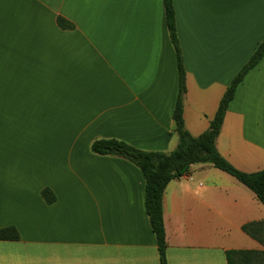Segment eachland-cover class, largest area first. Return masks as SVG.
<instances>
[{"label": "crops", "instance_id": "crops-1", "mask_svg": "<svg viewBox=\"0 0 264 264\" xmlns=\"http://www.w3.org/2000/svg\"><path fill=\"white\" fill-rule=\"evenodd\" d=\"M173 6L183 120L196 138L264 41V0ZM178 89L163 0H0V231L19 234L0 240V264H161L143 172L91 145L172 152ZM216 147L240 171L264 169V56L238 86ZM163 215L169 264L264 251L242 229L264 221V205L211 165L168 184Z\"/></svg>", "mask_w": 264, "mask_h": 264}, {"label": "trees", "instance_id": "trees-1", "mask_svg": "<svg viewBox=\"0 0 264 264\" xmlns=\"http://www.w3.org/2000/svg\"><path fill=\"white\" fill-rule=\"evenodd\" d=\"M166 22L172 44L177 52L179 89L173 112L174 132L178 137L177 147L170 153L144 151L117 139H97L91 145V151L102 156H116L127 159L135 164L144 174L146 181L145 208L151 228L155 234L161 264H169L167 259V242L163 215V196L168 184L187 174L193 165H211L233 176L249 188L264 205V169L254 173H246L235 168L217 150L216 141L220 135L225 115L232 102L236 90L247 73L255 68L264 56V41L228 86L218 110L210 122L209 128L199 137H192L185 128L183 120V101L186 91L185 69L181 57L177 36L175 10L173 0H163ZM61 27L72 28L71 24ZM48 203L54 201L49 190L42 192ZM243 231L264 246V221L253 222L243 226ZM0 240H19L14 228L0 231ZM228 264H264V251H229Z\"/></svg>", "mask_w": 264, "mask_h": 264}, {"label": "rangeland", "instance_id": "rangeland-1", "mask_svg": "<svg viewBox=\"0 0 264 264\" xmlns=\"http://www.w3.org/2000/svg\"><path fill=\"white\" fill-rule=\"evenodd\" d=\"M233 177V176H232Z\"/></svg>", "mask_w": 264, "mask_h": 264}]
</instances>
